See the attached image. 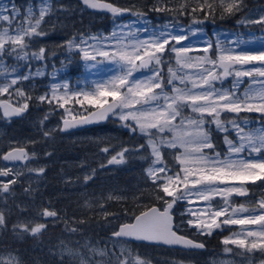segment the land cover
Segmentation results:
<instances>
[{
    "label": "rangeland",
    "instance_id": "obj_1",
    "mask_svg": "<svg viewBox=\"0 0 264 264\" xmlns=\"http://www.w3.org/2000/svg\"><path fill=\"white\" fill-rule=\"evenodd\" d=\"M12 2L15 3L21 13L20 17L15 20L12 26L13 29L26 18L29 7L33 9L36 15H39V9L42 6L41 0H11V2L10 0H0V3H7L9 7H11ZM115 2V5L118 7L130 9V11L125 12L123 17L116 18L109 13L106 16L92 13L83 8L76 0H52L54 8L49 14L45 15L44 22L41 25V29L47 34L33 36L31 41L25 38L26 43L29 44L26 49L28 53L38 52L43 47L46 49L47 59L37 60L31 58L30 55L25 59H17L15 54H4L3 64L6 66L7 71L3 75H0V84L10 83L12 79L19 76H28L29 79L18 80V83L9 89V92L12 93L11 97L6 93L0 96V100H7L16 106L25 102L24 99L15 95V89L17 88L23 91L25 96L30 95L32 99L28 101L29 107L20 122V126L27 127V130H25L23 135L10 136L6 143L11 148L22 147L27 149V163L23 166H5L0 162V171L6 170L9 172L8 176H0V214L4 217L5 213L8 212L7 207L10 204L16 208L20 206L21 209L19 210L21 211L18 213L19 215L14 224L18 226L16 230L21 235L31 233L23 231V228L19 227L21 225H27L31 228L41 223L45 224L46 227L47 225L53 226L57 223L56 221L59 218L58 213L63 212L58 207H55L53 203L54 199L58 196L64 198L67 204L72 205L74 212H79L80 216L86 213V210L92 208V211L102 216L101 221L106 217H110L108 221H105V226H107L105 230L108 232L106 235H99L96 239L80 236L73 246L63 245L62 248L49 250L43 256V258H46V263L81 264L80 254H83V257L89 261V264H108L110 259L113 262L115 261V256H112V253L120 255L121 249H126L121 258L127 257L129 264H133L137 259L145 261L146 264H264V247L251 248L252 243L264 245V237H249L247 235L248 230L257 232L261 230V226L256 224L244 226L221 224V227L213 228L210 235H200L196 228L189 227L184 223L181 225L180 234L203 242L206 245L211 236L218 235V244L221 250L218 254H212L211 251H208L199 255L182 254L177 258H172L174 256L172 253L167 254L160 251L162 248L159 247H157L159 249L154 250V254L149 249H146L147 253H141L138 249L139 245L108 238V235L116 231L120 224L130 222L132 219H129L123 212L118 213L117 217L106 215L102 207L104 201L122 200L126 196L123 193L127 190L131 191V189L117 187L116 184L95 185L91 183V180L103 179L106 182L108 177L116 179L113 175L115 173L118 174L121 167L119 169H106L105 165L113 155L122 150V147L119 146L120 143L115 142L117 134L127 131L126 138L133 141L128 148L145 144L146 138L138 130L133 134L127 127L123 126L126 123L125 121H121L114 116L106 126L97 130L90 129L71 134H61L59 129L62 119L84 115L86 114L85 110L88 112L93 107L88 105L87 102L83 106L77 103L76 100H82V96L69 99L63 108L59 107L56 101L49 104L38 100V97L41 95L48 94V96H51V86L53 84L62 85L63 83H68L73 91L83 90L90 92L95 90L97 84H104L117 74L116 70L118 66L103 57H97L96 61H84L82 53L77 54V49H73L71 52L68 51L66 42L74 36L81 34L84 35L85 39L92 36L97 37L100 40L101 47L105 48V50H111V46H115L116 44L114 39H110L113 31L123 38V43H128L130 38L134 42L135 40H147L153 34L159 37L161 33H164L170 39L171 46L191 49L183 55L192 57L193 63L196 62V58L205 55L203 48L208 41H212L214 44L220 41L222 47L232 48L236 53L242 50L253 53L257 52L264 48V23H255L253 21L264 17V0H242L239 12H236L234 15L225 14L223 17L219 8L212 16H205V13L200 11L192 13L190 8L195 6L196 0H188L189 9L183 15L178 11L183 0H115ZM154 7L172 10L153 11ZM3 26L8 27L7 22ZM12 34H14V31ZM172 35H185L187 38L176 43V41L171 40ZM237 37L247 41V43L237 47L234 43H231ZM96 43V41L88 39V45H96ZM88 45H84L83 47H88ZM6 47L8 46L6 45ZM165 47L164 59L166 63L162 71L165 78H167L168 67L175 70L180 68V66L176 63V53L171 51L169 46ZM209 51L214 54L213 50ZM255 63L259 66V62ZM196 71L198 69L194 67L183 69V72L190 74ZM37 72L41 74L37 75ZM146 75H150L147 69L134 73V76L138 79ZM236 79L234 75L228 76L223 78L222 81H216L215 87L219 89H232L233 82ZM239 79L242 83L236 91L240 96H243L245 90L250 86L253 88L260 87L259 83H251L252 78L250 77H241ZM256 80H264V77H256ZM179 86L183 87V85ZM188 87H191L190 83ZM58 95L63 96V91L58 92ZM108 99L111 100V97ZM60 102L63 103V100ZM250 103L254 107H258L261 102L256 98L250 101ZM139 107L137 105V108ZM0 114L2 115L1 111ZM189 114L190 109H186L184 115L187 116ZM238 117V122L242 126L247 121L246 131L264 127V113L242 111L238 114ZM221 118L228 121L236 119L237 114L224 112ZM178 120L179 118L174 123H177ZM261 123L263 124L261 125ZM211 127L212 142L214 145L215 142L219 144L215 146V150L223 156L228 152L227 145L224 143L225 133L216 131L215 125ZM228 127L229 139H235V132L231 131L230 125ZM113 130L116 133L109 134ZM45 132H48L49 135L45 136ZM167 136L170 137L171 133H168ZM138 141H142L143 143ZM105 147L109 149V152L102 151ZM144 150L147 151L146 155L144 154ZM204 151L210 152L211 150L205 149ZM150 152L151 149L148 148L138 153L125 155V158L134 157L142 162L147 161V165L141 171L137 170L132 175L134 181L131 188L134 191L151 188L152 191L156 190L160 192L156 193V196L158 194L163 196L164 193L153 184L152 178L146 172L152 161ZM181 152H183L182 148H161L163 159L173 171H177L180 168V165L174 159V154L179 155ZM260 155H264V153ZM252 157L259 158L256 153H253ZM252 157H249L247 151L240 153L238 156H233V158L244 159ZM39 168H44V172L29 171V169ZM158 175L163 174L158 173ZM86 176H91V179L85 180ZM13 179L16 182L9 183ZM4 183H9V190L7 192L3 190ZM157 183H160V181H157ZM234 183L239 185V182ZM92 185L98 187L97 190L92 188ZM244 187L247 188L248 192L246 196L236 194L226 197L215 196L211 201L213 209L216 210L228 206L229 211H231L233 207L244 205L250 210L255 207L257 213L264 212V210L258 208L257 204L258 201L264 198V181L257 180L254 184L248 182ZM19 198L23 199L24 202H20ZM165 198L168 200L172 199L171 197ZM191 199L193 201L191 204L187 200L179 201L176 204L175 207L177 208L174 212L177 224H180L182 220L186 222L188 219L195 218L188 214V209H191L193 212H199L200 209L205 208L208 204L207 201L198 200L195 196ZM225 199L228 201L227 205H225ZM155 200H157L156 197ZM157 202L159 203L158 206L162 208L163 203L158 200ZM44 209L55 210L58 218L43 217L41 213ZM181 213L185 214L181 215ZM249 214L238 213L236 214V218H243ZM252 214L255 215L256 213ZM71 216L74 215L72 214ZM222 219L223 217L218 218V222ZM2 230V226H0V244L2 243ZM229 237L244 239L246 246L224 245L222 241ZM58 239L65 242L66 237L62 236L58 237ZM91 249H96L97 252L94 253ZM226 249H231V251H226ZM69 250H71V254H69ZM99 250H106L108 255H99ZM222 255L229 256L224 257ZM11 257L18 258L19 264H27V259H25L27 257L15 249H2L0 245V259L8 260ZM32 258L34 259H30V262L43 264L42 261L35 259L37 257Z\"/></svg>",
    "mask_w": 264,
    "mask_h": 264
},
{
    "label": "snow or ice",
    "instance_id": "obj_2",
    "mask_svg": "<svg viewBox=\"0 0 264 264\" xmlns=\"http://www.w3.org/2000/svg\"><path fill=\"white\" fill-rule=\"evenodd\" d=\"M11 2V0H10ZM82 3L90 9H103L111 13L114 17L130 11L118 7L110 2H101V0H82ZM39 15H36L31 7L28 8L26 18L18 24L15 29L12 28L15 20L21 13L14 2L11 7L7 3H0V75L7 71L3 64V56L15 54L17 59H25L31 56L33 59H47L46 49L41 47L38 52L28 53L26 49L29 44L26 39L31 41L33 36H43L41 25L44 17L49 14L54 5L52 0H41ZM242 0H196L195 6L190 8L192 13L197 11L205 13V16H212L219 8L221 16L234 15L241 10ZM189 9L188 0H183L179 6V13L185 14ZM153 11H171L172 9L154 7ZM7 22L8 27H4ZM197 22V21H194ZM255 23H264V17ZM26 24V27H25ZM14 31V34H12ZM147 31V29H145ZM131 36V34H130ZM185 35H172L171 40L179 43L186 39ZM88 39L96 41V45H88ZM85 39L84 35L74 36L66 42L68 51L77 49L82 53L84 61H96L97 57H103L118 66L117 74L104 84H97L94 91H73L68 83L53 84L51 86V96L48 94L38 97L40 102L52 104L53 101L63 108L69 99L82 96L83 99H77L76 102L81 106L87 102L98 111L81 115L79 119L73 116V122H64V129L74 127L76 124H87L94 121L105 120L110 116L117 117L126 123L133 134L139 133L146 138V143L133 147H122V150L113 155L108 161L109 164H121L125 162V155L138 153L143 149H151V165L146 169L147 175L152 178L153 184L159 188L164 195H157L156 199L163 203L162 208L151 207L143 211L140 215H134L133 222L119 225V230L113 232L116 238H132L154 243H164L167 245H179L188 249H202L205 245L202 242L195 241L180 235L181 225L186 223L189 227L197 229L198 234H211L213 228L223 225H260V231L248 230L249 237H264V212H256V208L251 210L244 205L231 208L228 206L214 210L211 204L215 196H231L236 194L246 196L247 188L244 185L248 182L256 183L257 180L264 181V127L259 129H249L246 131L247 121L244 126L238 122V114L242 111H258L264 113V80L257 81L256 77H264V48L257 52L240 51L235 52L232 48L222 47L220 41H208L203 48L205 55L193 58L183 55L191 49L186 47L175 48L171 46L170 39L161 33L159 37L153 34L147 40L129 39L128 43L122 42V37L115 31L110 39L116 41L111 50H105L100 46V40L95 37ZM104 39V38H101ZM237 47L247 43V41L237 37L234 41ZM6 45L8 47H6ZM88 45V47H83ZM176 53V63L180 66L178 69L168 67V75L165 78L162 68L166 61L164 59L166 47ZM209 50H213L210 53ZM139 62V63H137ZM255 62H259V66ZM70 63V61H69ZM251 66V67H247ZM196 68L195 73L183 72L184 68ZM147 69L150 75L143 78H136L135 72ZM14 71V69H13ZM41 73L37 72V75ZM235 76L232 89H219L215 87L216 81H222L228 76ZM241 77L252 78L251 83H259V88L249 87L245 90L243 96L237 94L236 89L242 83ZM6 79V78H5ZM28 76H19L9 82L0 84V96L8 94L18 83V80H27ZM191 87H188V84ZM183 85V87L179 86ZM63 91L64 95L59 96L58 92ZM158 90V91H157ZM171 93V94H170ZM15 95L24 99L25 102L19 106H13L7 100H0V109H3L4 116H19L29 107L28 101L32 97L25 96L20 89H15ZM111 97V101H109ZM258 98L261 102L258 107H254L250 101ZM63 100V103L60 101ZM137 105L140 107L137 108ZM186 109H190L189 115H184ZM236 113L237 118L225 121L221 118L222 113ZM177 123H174L177 121ZM46 119V117H45ZM212 125L215 130L224 132V143L227 145L228 152L223 155L215 150L212 142ZM235 132V139H229V127ZM62 129V130H64ZM171 133L168 137L167 134ZM164 134V135H161ZM45 136L49 133L45 132ZM183 149L179 155L174 154V159L180 165L177 171L173 169L163 159L161 148ZM205 149L211 150L205 152ZM103 152H109L105 147ZM248 152L249 157L253 153L258 154L259 158L250 159L233 158L242 152ZM147 158V157H145ZM4 160L28 159V154L23 148H17L3 156ZM43 173L44 168L29 169ZM163 174V175H158ZM171 173V174H169ZM8 171H0V176H8ZM19 175V174H17ZM91 179L86 176L85 180ZM160 181V183H157ZM15 179L9 183H15ZM234 182H239L237 185ZM9 183L3 184V190H9ZM223 186V187H222ZM198 200L207 201L208 204L199 212H193L188 209L189 215L195 217L180 221L177 224L174 220L173 208L179 201L187 200L191 204L192 197ZM165 197H171V200ZM111 198V197H110ZM119 199V197H117ZM228 201L225 199V205ZM258 208L264 210V198L257 202ZM238 213H250L243 218H236ZM252 213H256L253 215ZM185 213H181L184 215ZM43 217L58 218L55 210L44 209L41 213ZM223 217L218 222V218ZM4 217L0 214V226L4 225ZM18 226H14V230ZM25 232H31L35 235L46 227L41 223L35 227L29 228L27 225H21ZM71 231H76L72 228ZM244 231V229H242ZM224 245L246 246L244 239L225 238ZM264 247L252 243L251 248ZM94 253L96 249H91ZM126 249H121L120 255L112 253L115 261L111 259L108 264H129L127 257L121 258ZM231 251V249H226ZM71 254V250H69ZM81 255V264H89V261ZM99 255L107 256L106 250H99ZM131 255V253H129ZM0 264H19L16 257L8 260L0 259ZM133 264H146L143 260H135Z\"/></svg>",
    "mask_w": 264,
    "mask_h": 264
},
{
    "label": "trees",
    "instance_id": "obj_3",
    "mask_svg": "<svg viewBox=\"0 0 264 264\" xmlns=\"http://www.w3.org/2000/svg\"><path fill=\"white\" fill-rule=\"evenodd\" d=\"M108 2H115V0H105ZM256 117V116H253ZM261 119V118H260ZM263 119V118H262ZM21 120H7L0 114V156L5 153L9 148L6 143L10 136L13 135H23L27 127L20 126ZM263 123H261L262 125ZM264 125V124H263ZM115 130L109 132V134H115ZM127 131H122L121 134H117L115 142L120 143V147H130V144L133 143L132 140L126 138ZM214 136V135H213ZM215 137V136H214ZM215 139V138H214ZM219 139V138H218ZM142 140V139H141ZM143 143L142 141H138ZM135 143V142H134ZM219 145L215 142V146ZM144 154H147V151L144 150ZM143 163V164H142ZM147 165V161L142 162L138 158L126 157L123 166L119 169V173H115L113 176L116 179L108 177L107 181L103 179H92L91 183L95 185H104V184H116L117 187H125L131 189L127 190L123 194L126 195L122 200H105L103 204V211L106 215H114L117 217L118 213H124L128 216L129 219H133L134 215H138L143 210L153 206L158 205L159 203L155 200L156 193L159 191H152L151 188H143L140 190H132V182L134 181L132 175L136 173L137 170L141 171L144 166ZM143 166V167H142ZM121 170V171H120ZM95 190L98 187L91 186ZM91 191V190H90ZM156 191V192H155ZM92 193V192H91ZM20 202H24L23 199H20ZM55 207H58L61 211L59 212V218L56 221L57 223L53 226L47 225L45 229H42L41 232L33 234H24L21 235L19 231L14 230V221L16 222L18 213L21 211L19 208H16L14 205L10 204L8 212L4 216V225H2V234L1 237L2 243L1 248L15 249L23 256L27 257V264H37V262H30L32 257H37L35 259L42 261L43 264H54L46 263V258L43 256L49 250L62 248L63 245L73 246L78 237H90L96 239L99 235H106L108 232L105 230V221H108L110 217H106L101 221V215H97L95 211L91 209L86 210V213L80 216L79 212H74L73 206L66 203L64 198L58 196L53 201ZM92 203V202H91ZM20 205V204H18ZM23 209V208H22ZM25 212V211H24ZM22 212V213H24ZM74 216H71V215ZM63 227H65L63 229ZM76 229V231H71L70 229ZM65 236V242L58 239V237ZM218 235H213L209 239L206 247L211 252H219L221 250L218 242ZM138 249L141 253H147L146 249L153 251L159 249L157 247L139 245ZM160 251L164 253H172V258L180 257L184 252L169 250L162 248ZM193 254V253H189ZM199 254V253H198ZM193 254V255H198ZM176 255V256H175Z\"/></svg>",
    "mask_w": 264,
    "mask_h": 264
},
{
    "label": "water",
    "instance_id": "obj_4",
    "mask_svg": "<svg viewBox=\"0 0 264 264\" xmlns=\"http://www.w3.org/2000/svg\"><path fill=\"white\" fill-rule=\"evenodd\" d=\"M83 7L87 8L83 3H82V0H77ZM101 2H105V1H102ZM88 10L90 11H93V12H97V13H109L107 12L106 10H103V9H90V8H87ZM12 104V103H11ZM13 105V104H12ZM15 107V105H13ZM1 111L3 112V109H1ZM95 111H98V109H93L92 111H90L89 113H92V112H95ZM24 113L19 115V116H4L5 118H10V119H20L21 117H23ZM112 116H110L109 118L105 119V120H99V121H94L92 123H87V124H76L74 127H70V128H67V129H64V122L67 120L69 121L70 123H74L73 122V119H63L61 121V133L63 134H66V133H71V132H74V131H79V130H82V129H86V128H92V127H96L100 124H104L106 123ZM80 117H77V119H79ZM64 129V130H62ZM17 148H20V147H14V148H11L9 150H7L0 158V161L4 164V165H10V166H15V165H25L26 164V159H21V160H4L3 159V156L8 154L10 151H13L14 149H17ZM25 150V152L27 153L26 149L23 148ZM119 164H109L107 163V167H113V166H117ZM175 206L174 205V208H173V211L175 209ZM153 207V206H152ZM155 207H158V206H155ZM151 208V207H150ZM159 208V207H158ZM149 209V208H148ZM148 209H146L145 211H147ZM140 215V214H138ZM133 222V220H132ZM130 223V222H129ZM117 230H119V227L117 228ZM116 230V231H117ZM181 235V234H180ZM110 237L111 238H114V239H118V240H125V241H128V242H131V243H136V244H145V245H149V246H157V247H163V248H168V249H174V250H180V251H187V252H202L205 250V247L202 248V249H188V248H184L182 246H179V245H167V244H164V243H154V242H148V241H142V240H135V239H132V238H116L113 236V233L110 234ZM186 237V236H185ZM189 238V237H187ZM191 239V238H190Z\"/></svg>",
    "mask_w": 264,
    "mask_h": 264
},
{
    "label": "flooded vegetation",
    "instance_id": "obj_5",
    "mask_svg": "<svg viewBox=\"0 0 264 264\" xmlns=\"http://www.w3.org/2000/svg\"><path fill=\"white\" fill-rule=\"evenodd\" d=\"M116 6H117V5H116ZM124 13H125V12H124ZM124 13L121 14V17H123ZM222 256L226 257V256H229V255H222Z\"/></svg>",
    "mask_w": 264,
    "mask_h": 264
}]
</instances>
